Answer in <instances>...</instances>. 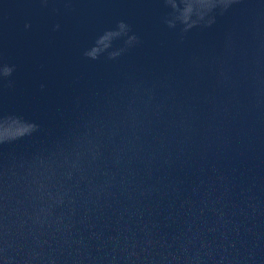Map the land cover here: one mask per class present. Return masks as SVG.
I'll list each match as a JSON object with an SVG mask.
<instances>
[{
    "label": "water",
    "instance_id": "water-1",
    "mask_svg": "<svg viewBox=\"0 0 264 264\" xmlns=\"http://www.w3.org/2000/svg\"><path fill=\"white\" fill-rule=\"evenodd\" d=\"M172 15L165 0H0V119L39 125L0 146V239L21 258L264 264V0L186 33ZM34 181L69 194L44 224Z\"/></svg>",
    "mask_w": 264,
    "mask_h": 264
},
{
    "label": "clouds",
    "instance_id": "clouds-1",
    "mask_svg": "<svg viewBox=\"0 0 264 264\" xmlns=\"http://www.w3.org/2000/svg\"><path fill=\"white\" fill-rule=\"evenodd\" d=\"M238 3H241V0H175V2L174 0H165V4L170 6L173 13L171 19L167 21V26L174 28L179 24L185 33L196 27H211L215 23L217 15H223ZM125 28L126 26L121 23L118 25V31L104 34L97 40L95 47L85 52L86 58L96 60L101 53L108 49L113 38L119 37L125 32ZM134 40V37H130L127 43L132 44ZM118 55L119 53H111L108 58L115 59ZM12 71V68L5 65L0 68V77L7 78ZM38 131L39 125L33 122L25 121L19 117H5L0 119V146L31 137ZM90 156L92 160H95L98 152L92 150ZM33 160L39 167L45 169L46 174L41 177V180L51 183L55 178V173L48 172L45 157L42 154H36ZM81 166V153L74 149L72 157H65L62 161L61 167L65 169L62 173L63 178L70 181L73 174L81 170ZM34 183L37 184L36 192L40 193L39 199L41 202L38 207L34 208L33 221L37 224H44L46 218L50 219L52 217L56 208L65 205L69 194L67 190L47 191L45 183L40 181H34ZM61 188H63L62 185ZM68 202L71 203V200H68ZM173 260L177 261L178 264L177 257H173ZM0 264H35V257L27 254L24 258H21L19 250L14 251L12 245L0 239ZM48 264H55V261L50 259ZM185 264H206V262L197 253L194 256H186ZM217 264H222V259Z\"/></svg>",
    "mask_w": 264,
    "mask_h": 264
}]
</instances>
